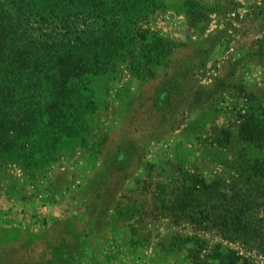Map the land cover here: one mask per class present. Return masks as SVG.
I'll return each instance as SVG.
<instances>
[{"label": "rangeland", "instance_id": "374dc122", "mask_svg": "<svg viewBox=\"0 0 264 264\" xmlns=\"http://www.w3.org/2000/svg\"><path fill=\"white\" fill-rule=\"evenodd\" d=\"M160 6L140 25L171 42L167 65L91 76L78 133H36L30 170L0 163V264H264L161 207L180 168L229 182L264 164V0Z\"/></svg>", "mask_w": 264, "mask_h": 264}, {"label": "trees", "instance_id": "16d2710c", "mask_svg": "<svg viewBox=\"0 0 264 264\" xmlns=\"http://www.w3.org/2000/svg\"><path fill=\"white\" fill-rule=\"evenodd\" d=\"M161 3L0 0V163L16 161L30 170L40 140L36 133L52 138L78 133L80 121H70L69 109L73 97L83 99L91 76L125 64L130 73L146 78L167 65L171 42L140 25ZM256 165L229 182L180 168L166 185L170 191L161 207L176 222L212 227L264 253V179L261 184L255 177L264 178V164Z\"/></svg>", "mask_w": 264, "mask_h": 264}]
</instances>
